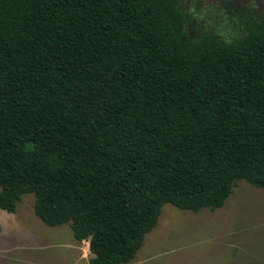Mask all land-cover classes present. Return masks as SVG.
<instances>
[{"label":"trees","instance_id":"trees-1","mask_svg":"<svg viewBox=\"0 0 264 264\" xmlns=\"http://www.w3.org/2000/svg\"><path fill=\"white\" fill-rule=\"evenodd\" d=\"M261 18L192 39L177 0H0V208L33 193L90 264H130L165 204L264 188Z\"/></svg>","mask_w":264,"mask_h":264},{"label":"rangeland","instance_id":"rangeland-1","mask_svg":"<svg viewBox=\"0 0 264 264\" xmlns=\"http://www.w3.org/2000/svg\"><path fill=\"white\" fill-rule=\"evenodd\" d=\"M177 4L187 14V37L192 39L216 31L232 40L250 16H264V0ZM34 203L35 195L27 193L15 212L0 208V264H68L64 256L75 242L71 224H46L35 213ZM81 248L84 257L79 264H90L88 243ZM130 264H264V188L238 180L225 204L215 210L195 212L165 204Z\"/></svg>","mask_w":264,"mask_h":264},{"label":"crops","instance_id":"crops-1","mask_svg":"<svg viewBox=\"0 0 264 264\" xmlns=\"http://www.w3.org/2000/svg\"><path fill=\"white\" fill-rule=\"evenodd\" d=\"M77 242L78 244H76ZM75 242L69 246L70 250L69 253H67L64 258L68 260V264H79L81 260H83L84 254L82 252L81 244L84 242H87L89 245V241H77L75 239ZM88 259V258H87Z\"/></svg>","mask_w":264,"mask_h":264}]
</instances>
